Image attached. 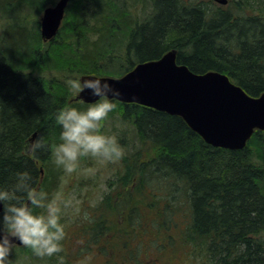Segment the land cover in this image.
<instances>
[{"label": "trees", "instance_id": "1", "mask_svg": "<svg viewBox=\"0 0 264 264\" xmlns=\"http://www.w3.org/2000/svg\"><path fill=\"white\" fill-rule=\"evenodd\" d=\"M229 4L72 0L56 36L43 43L39 17L49 0H0V186L12 187L23 170L48 194L57 185L60 171L50 174L52 140L61 142L57 113L69 105L86 107L58 98L51 83L58 68L67 75L119 77L175 49L176 63L193 73L220 72L249 96L263 93L264 0ZM115 102L106 120L130 125L138 148L118 193L94 209L91 225L76 237L99 244L111 243L110 235L126 246L120 237L125 230L117 236L123 222L131 240L139 233V244L149 240L144 225L150 223L167 237L177 230L189 264H264V132L255 131L242 150L215 148L180 117ZM33 134V143L43 141L34 152ZM104 205L113 217L104 215ZM173 242L166 238L163 246ZM137 260L131 255L141 264Z\"/></svg>", "mask_w": 264, "mask_h": 264}, {"label": "water", "instance_id": "2", "mask_svg": "<svg viewBox=\"0 0 264 264\" xmlns=\"http://www.w3.org/2000/svg\"><path fill=\"white\" fill-rule=\"evenodd\" d=\"M70 1L58 0L54 7L43 10L39 20L43 42L55 37ZM216 1L226 4V0ZM176 53L171 49L157 60L137 64L121 77L102 78L120 89L116 101L180 117L205 144L215 148L242 150L255 130L264 131V93L249 96L220 72L195 74L176 63ZM90 93L86 88L73 100L95 99Z\"/></svg>", "mask_w": 264, "mask_h": 264}, {"label": "clouds", "instance_id": "3", "mask_svg": "<svg viewBox=\"0 0 264 264\" xmlns=\"http://www.w3.org/2000/svg\"><path fill=\"white\" fill-rule=\"evenodd\" d=\"M49 2L54 7L58 0ZM65 84L74 95L87 88L96 98L84 101L81 97L79 102L86 107L69 105L58 111L61 142L53 148L54 162L66 172H72L82 155L91 154L105 162L121 159L124 148L116 134L102 130L109 113L117 107L115 100L121 96L120 89L95 73L84 79L80 73H72ZM42 146L43 141L38 140L31 145V151ZM17 176L12 187L0 186V264H12L10 254L21 245L31 248L40 257L58 253L66 235L61 222V200L67 206L72 199L59 195L48 198L47 192L31 183L27 170L18 172ZM34 207L42 211H34Z\"/></svg>", "mask_w": 264, "mask_h": 264}, {"label": "rangeland", "instance_id": "4", "mask_svg": "<svg viewBox=\"0 0 264 264\" xmlns=\"http://www.w3.org/2000/svg\"><path fill=\"white\" fill-rule=\"evenodd\" d=\"M211 1L216 6H221L215 0H205L209 4ZM230 1L234 2V0H227L223 9H226L231 4H229ZM61 70L62 68H58L53 73L51 72V75H53L51 83L57 84L55 91L59 93L58 98L64 104H69L72 102L70 99L76 94L74 95L66 86L65 79L68 75ZM102 130L109 134H116L119 143L124 148V155L121 159L105 162L91 154L82 155L79 157L78 167L72 172H66L62 166L54 162L52 154L51 161L54 167H52L50 174L52 173L56 176L57 169L60 171V175L56 176L57 185L48 194V198L59 195L64 199H72V203L67 206H64L61 200V222L65 226L66 233L62 241V250L51 256L40 257L36 256L31 248L21 245L14 248L13 253L10 254L12 264H134L131 261V255H134L135 259H138L141 264H189L186 260V250L182 249L177 242L179 239L177 230L171 229L169 231L170 236L167 237L165 230H156L150 223L144 225L149 240L147 241L143 237L144 242L139 244H137L138 238L136 239L139 233L135 236L134 240H131L129 237H133L130 231L131 229L124 225L123 222L120 223V232L117 236L122 233V229L125 230V233L121 234L120 237L123 236V241H126V246H123L122 242L116 243L114 240H111L110 235H108V240L111 243L104 240L99 244L86 243V238L88 237H83L82 239L76 237V234L82 226L91 225L94 209L104 200L111 201L118 193L117 188L121 185L119 180L125 165L127 162L130 164V157L134 149L138 148L132 127L121 123L117 118L111 117L105 120ZM49 139L50 136L44 139V141ZM52 141L54 143L51 145L54 147L55 140ZM122 159L124 166L121 165ZM115 191L116 193L113 195ZM36 210L37 208L34 207V211ZM39 211H42V209H38ZM103 211L106 217L111 218L114 216L109 213L107 205H104ZM178 215L180 217L179 213ZM166 238H174V245L164 247L163 243L166 241ZM90 245L98 246L88 247ZM60 257H63V260Z\"/></svg>", "mask_w": 264, "mask_h": 264}]
</instances>
